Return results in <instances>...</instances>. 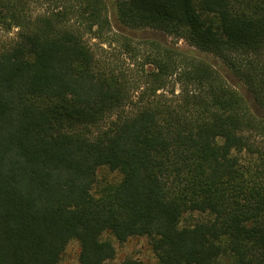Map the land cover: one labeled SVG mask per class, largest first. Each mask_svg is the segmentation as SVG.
<instances>
[{"label":"trees","instance_id":"trees-1","mask_svg":"<svg viewBox=\"0 0 264 264\" xmlns=\"http://www.w3.org/2000/svg\"><path fill=\"white\" fill-rule=\"evenodd\" d=\"M225 70L264 110V0H0V264L143 237L158 264H264V113Z\"/></svg>","mask_w":264,"mask_h":264},{"label":"rangeland","instance_id":"rangeland-1","mask_svg":"<svg viewBox=\"0 0 264 264\" xmlns=\"http://www.w3.org/2000/svg\"><path fill=\"white\" fill-rule=\"evenodd\" d=\"M107 1L111 2L112 0H107ZM110 18L115 32L124 33L134 39H154L170 45H176L177 48H179L183 52L196 50L195 48L191 47L185 40L182 39L179 40L177 38L171 37L167 34L154 30H149V29L139 30V29H131L129 27H125L123 25H120L115 20L113 14H110ZM91 43L95 48L100 47L99 45L101 44L100 41L98 40H92ZM105 48L109 50L108 46ZM113 53L117 54V52L115 51H113ZM113 53L111 52V54ZM208 58L216 66H221V62L216 57L209 55ZM121 59H122L121 64L123 65L122 69H124V71H126L129 75L137 77L138 76L137 66H139V62L135 64L132 60H130V58L127 57L125 58L124 56H121ZM223 73L225 74L229 84L237 91H239L243 96H245V98L251 103L254 111L257 114H263L264 110L261 109L254 102L252 96L247 91V88L244 85H242V83L239 82L229 71L225 70L223 71ZM98 178L100 183H112L121 180L122 176L117 172H112L108 168H101L98 172ZM113 242L115 244L117 253L115 259L110 261V264H120L124 260L129 258L140 260L146 264H158V259L154 254L152 247L149 243V240L147 238L144 237L134 238L124 244H120L115 240H113ZM79 254H80L79 244L77 242H72L68 246L61 264H80Z\"/></svg>","mask_w":264,"mask_h":264}]
</instances>
